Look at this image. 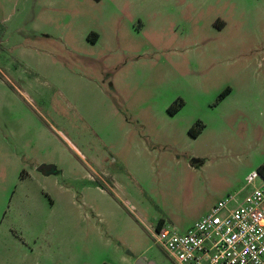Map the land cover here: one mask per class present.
<instances>
[{"label":"rangeland","instance_id":"obj_1","mask_svg":"<svg viewBox=\"0 0 264 264\" xmlns=\"http://www.w3.org/2000/svg\"><path fill=\"white\" fill-rule=\"evenodd\" d=\"M263 163L264 0H0V264H174Z\"/></svg>","mask_w":264,"mask_h":264},{"label":"built area","instance_id":"obj_2","mask_svg":"<svg viewBox=\"0 0 264 264\" xmlns=\"http://www.w3.org/2000/svg\"><path fill=\"white\" fill-rule=\"evenodd\" d=\"M245 183L252 189L241 201L226 196L185 233L153 229L154 245L174 264H264V180L253 171Z\"/></svg>","mask_w":264,"mask_h":264},{"label":"trees","instance_id":"obj_3","mask_svg":"<svg viewBox=\"0 0 264 264\" xmlns=\"http://www.w3.org/2000/svg\"><path fill=\"white\" fill-rule=\"evenodd\" d=\"M229 89H226V90H224L221 94H220V96H219V98L220 99H223V98H225L228 94H229ZM181 105H179L178 107H180ZM178 107H173V106H171L169 109H168V113L170 114V115H174V114H176L177 112H178ZM202 131V126H198V124L196 123L194 126H192L189 130H188V135L191 137V138H196L199 134H200V132ZM256 172L259 174V176L264 180V164L262 165V166H260L257 170H256ZM96 186H100L101 187V185L98 183H96ZM159 228V227H158Z\"/></svg>","mask_w":264,"mask_h":264},{"label":"water","instance_id":"obj_4","mask_svg":"<svg viewBox=\"0 0 264 264\" xmlns=\"http://www.w3.org/2000/svg\"><path fill=\"white\" fill-rule=\"evenodd\" d=\"M38 172H40L43 176H48L49 174H54L55 169L53 166H40L38 168ZM136 264H145V263L142 262L141 260H138ZM149 264H153V263H149Z\"/></svg>","mask_w":264,"mask_h":264},{"label":"crops","instance_id":"obj_5","mask_svg":"<svg viewBox=\"0 0 264 264\" xmlns=\"http://www.w3.org/2000/svg\"><path fill=\"white\" fill-rule=\"evenodd\" d=\"M91 44H92V43H91ZM94 44H95V43H94ZM174 115H175V114H174ZM191 139H193V138H191ZM263 164H264V163H263ZM263 164H262V165H263ZM262 165H261V166H262ZM258 168H259V167H258ZM258 168H257V169H258ZM257 169H256V170H257ZM36 171H37V173L41 174L40 172H38L37 169H36ZM56 171H58V170H56ZM251 172H253V170H252ZM251 172H250V173H251ZM58 173H59V171L56 172V173H54V174H49L48 176H50V175H55V174H58ZM250 173H248V174H250ZM248 174H247V175H248ZM41 175H42V174H41ZM247 175H246V176H247ZM245 178H246V177H245ZM250 192H251V190L248 191V193H247L246 195H248ZM246 195H245V196H246ZM245 196H244V197H245ZM244 197H243V198H244ZM243 198H242V199H243ZM242 199H240V201H241ZM217 202H218V201H217ZM217 202H216V203H217ZM216 203H215V204H216ZM205 215H206V214H205ZM205 215H203V216H205ZM203 216H202V217H203ZM202 217H200V219H201ZM198 220H199V219H198ZM198 220H197V221H198Z\"/></svg>","mask_w":264,"mask_h":264}]
</instances>
